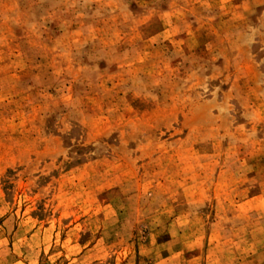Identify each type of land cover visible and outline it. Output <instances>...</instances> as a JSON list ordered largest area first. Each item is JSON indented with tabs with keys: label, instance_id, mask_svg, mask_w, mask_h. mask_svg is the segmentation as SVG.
I'll return each instance as SVG.
<instances>
[{
	"label": "rangeland",
	"instance_id": "374dc122",
	"mask_svg": "<svg viewBox=\"0 0 264 264\" xmlns=\"http://www.w3.org/2000/svg\"><path fill=\"white\" fill-rule=\"evenodd\" d=\"M0 264H264V0H0Z\"/></svg>",
	"mask_w": 264,
	"mask_h": 264
}]
</instances>
